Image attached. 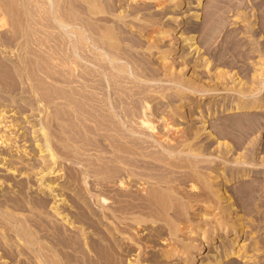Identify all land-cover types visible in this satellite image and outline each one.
<instances>
[{
	"label": "rangeland",
	"instance_id": "374dc122",
	"mask_svg": "<svg viewBox=\"0 0 264 264\" xmlns=\"http://www.w3.org/2000/svg\"><path fill=\"white\" fill-rule=\"evenodd\" d=\"M225 2V27L215 30L211 40L200 41L197 50L193 44L188 47L179 40L180 31L173 30L176 22L168 20L171 14L181 18L188 12L168 10L169 0L154 1L148 12L135 17V23L142 20L141 27L134 29H141L150 49L124 42L129 50L141 54L142 64L152 70L135 75L129 68L132 78L139 80V88L134 89L143 87V93L150 94L142 100L143 110L137 119L145 127L150 123L145 129L150 134L131 132L157 145L161 141L158 147L168 154V165L182 176L190 167L200 171L199 179L171 182L180 191L186 189L189 196L183 197L189 203L182 217L171 222L167 219L168 225L165 219L142 223L134 218L126 220L133 228L130 233H119L117 239L133 245L127 264H153L157 255L165 260L163 264H200L215 253L224 254L223 264H264V109L233 110L236 104L264 98L263 12L257 0ZM204 3L206 0L197 8L200 13L196 21L187 28L195 29L199 37ZM152 18L161 23L149 26L147 21ZM122 19L118 17L117 22ZM233 29L234 41L240 47L235 58L230 53L225 58L220 53L228 41L225 36ZM94 45L91 0H0V56L5 59L0 58L2 63L9 60L13 65L6 61L2 66L0 62V70L6 65L8 69L9 65L18 66L24 82L12 93L0 84V104H5L0 106V264H84L91 261V242L102 240L101 233H107L105 225L111 220L103 217L97 224V217L91 213V203L102 211L106 201L93 185L102 179L92 170L105 160V153L91 144L90 110L94 90L91 68L110 56ZM230 58L238 60L233 63ZM34 72L41 80L32 76ZM1 81L7 84L8 80ZM39 88L44 96L48 93L44 97L48 101L43 100ZM60 109L71 111V119ZM153 109L158 110L156 118H147ZM61 113L66 120L54 118ZM48 116L53 118L48 120L49 127H44ZM43 127L46 131L41 134ZM208 130L215 136L209 137ZM165 143L173 147L165 148ZM51 153L58 161L54 166ZM231 174L239 176L228 181ZM243 184L255 191L248 204L236 194ZM189 193L196 198L193 200ZM91 218L97 220L95 228L91 227ZM159 224L166 226L161 236L164 240L144 249L141 242L151 239ZM215 229L220 236L208 240V233ZM59 234L61 241L57 239Z\"/></svg>",
	"mask_w": 264,
	"mask_h": 264
},
{
	"label": "bare ground",
	"instance_id": "6f19581e",
	"mask_svg": "<svg viewBox=\"0 0 264 264\" xmlns=\"http://www.w3.org/2000/svg\"><path fill=\"white\" fill-rule=\"evenodd\" d=\"M154 1H157V0H91V40L95 45L100 46L103 52L108 53L110 56L109 60H106V59L105 61L102 60L100 63H98L97 67L91 68V75L93 76L92 85L94 88V90H92V93H91V110H90L91 111V121H92V125L90 127L91 128V133H90L91 144L95 145V147L101 150V153L102 151L105 153V155L103 156L105 160H103L100 166H96L97 168H94L95 170L94 169L92 170L94 171V173L100 175L102 179L96 181V183H94L93 185H94V190L96 189L98 192L102 193L106 201L103 207L105 209H103L102 210L103 212H102V211H99V208H97L98 205L92 200L93 204L91 203V213L92 215L97 217V218L95 217L96 219H98V221L96 220L97 224H99L98 222H102L100 220L101 219L103 220V217L110 219L111 222L106 223L105 225L106 230L104 231H107V233L106 232L104 234L101 233L102 235H100L99 237V240L100 239L102 240L91 242V261L88 260V262L84 264H127V256L129 254V251L132 250L133 245L130 243H126L128 241L125 242L123 238L117 239V235H119V233L121 234L126 233V232L130 233L129 230L133 228V226L131 225L132 223H130L129 221L128 223L126 220L130 218L131 219L134 218V220L136 219L137 222L142 223V222H147V221L151 222L156 219H159V220L165 219L168 225L169 223L167 222L168 221L167 219L173 220L175 218L182 217L188 208V207H185L188 205L186 203H189L186 201L187 199L183 200V197L189 198V196H187L188 193L186 192L187 195L185 194L186 189H184V191L183 190L180 191L177 188H174V185L171 182L175 180L182 181L183 178L189 179L190 177L191 178L197 177L199 179L198 176H199L200 171H196L197 169H194L192 167H190V171L185 172L183 176H182L183 173L180 174L176 168H173V167L171 168L167 162V160L169 159L168 154L160 150L161 146L158 147V145L163 144L161 141H158V145H157V142H151L150 139L138 138L137 136L133 134V132H131V131H136V132L141 131V132L150 134L147 130H145L149 127L150 123L146 124V127H145V125H143L142 123H139V120H137L139 116H141V112L143 110L142 100L148 99L150 94L143 93V87H142V90L140 91H137L134 89V87L139 88L138 86L139 80L136 78V76L134 79L132 78V76L129 73L130 72L129 68L131 69V72L133 74L137 75L139 72L144 73V74L147 73L148 70L150 69V66L143 65L142 64L143 56L134 50H129L124 42L125 41L129 42L130 43L128 44L129 46H139L142 48L145 47L146 49L151 48V45L149 44L146 45L145 42L143 41L144 38L142 36H144L145 34L144 35L142 34L141 29L135 30L134 28L135 27L137 28V25H139L140 21L142 20L140 19L139 22L135 23V17H140V15H138L140 12L142 13L145 11L148 12V10L152 8L153 6L151 5V3H154ZM203 1L205 0H169L168 5H166L168 6V10H171V11H176L177 9L181 8V12H188L181 18H178L171 14L172 17H169L168 20H172L176 22V24H174V27L172 28L174 31L176 30L180 31L179 35L177 34L179 37V40L184 41V44H187L188 47L193 44L192 46H194L193 48H195V50L199 49L200 41L207 42L211 40V38L214 35V31L217 29L222 30L225 27V24L227 23L226 22L227 20L226 19L227 17L226 15L227 6L226 5L227 4L225 0H206V3H204V7L201 12V14L203 15V20L201 24L202 28H201L200 37L195 29L187 30L188 25L196 21L197 16L200 13V11L197 8L202 6ZM134 3H139V5H134ZM158 3H162V0H158ZM257 4H259V6L261 7L260 10H262L263 12V15H262L263 17L261 18L262 20H264V0H257ZM183 7H186V8H183ZM262 12H259V13H262ZM120 16L123 19L121 23H118L117 20H118V17ZM158 20L156 18H152L148 20L147 22L150 23L149 24L150 26V25L158 24L159 22ZM145 27H142V29L144 30ZM135 32H137L138 34H134ZM225 37H226L225 40H228V41L224 42V44L226 45L224 48H222L223 51L221 50L220 54L221 56H224L225 58L228 57L227 53H230L232 55L234 54L233 56L235 58L236 56L235 52H237L238 47H240L239 43L234 41V40H237L235 30L233 29L232 31H230ZM93 52L94 53L96 52L95 48L93 49ZM23 56L24 55H22V57ZM122 58H125L127 61H120V59ZM2 59H5V57H3ZM2 59L0 60V62L2 61ZM6 61L4 60L3 62L5 63ZM8 61L6 63H9ZM35 61H37L36 64L39 63V60L36 59ZM231 61L233 62L234 59ZM236 61H234L233 63H235ZM21 62L23 63V61ZM4 63H2L1 65L3 66ZM39 64L41 65V61ZM11 65H9L10 66L9 69L7 68L8 66L6 65L7 70L5 67L4 69L3 67H1L2 70H0V84L2 85L3 89L5 88L7 92L12 93V91L14 92L18 89L19 87L18 85H20V83L22 82L21 81L22 69H20L17 65H15L17 66L16 68H13L11 67ZM34 66H35L34 67L35 69L36 65ZM17 68H19L20 70ZM36 70L37 69H35L34 71ZM150 71L152 70L150 69ZM39 74L41 76V73ZM152 74H155V73H152ZM34 75L32 76L37 77V74L36 76ZM39 79L41 80V78ZM45 79L47 80V78ZM1 80H5V81L8 80L7 84L6 82L5 84H3L4 81H1ZM36 81L38 82V80ZM36 81H33V82L37 83ZM39 90L41 89L39 88ZM42 90H43V86H42ZM43 93L45 94V92L42 91L43 98L45 96H48L47 95L48 93L45 96L43 95ZM24 94H25V91H24ZM53 94L54 93H52V96L54 97L55 95ZM39 97H41V94ZM50 98L52 97L50 96ZM43 100L48 101V99H45V98ZM70 101H72V99ZM1 103L2 104H0V106L4 107L5 106L4 101H2ZM238 109H246L248 111L249 110H255V111L262 110L264 109V98H262V100L258 102L257 101L256 102L246 101L243 104L239 103V104L234 105L233 110H238ZM219 110H223V108H220ZM62 112H64V110ZM70 112L69 111L68 113L67 111L64 112L65 114H67V116L69 114L68 116L69 120L71 119L70 117H72L70 116L71 115ZM157 114H158V110L153 109L150 111V114L147 115V118L151 119L155 117ZM62 115L64 114L61 113L60 116L57 115L54 118L58 120L56 117H59V118L64 117V120H66L65 119L66 115L65 116H62ZM51 117L53 118V116ZM51 117L49 118L48 116L49 119L46 118L47 122L44 121L45 119L43 120L44 127H49L47 123L48 124L51 123L48 121L52 119ZM201 120L207 121L206 119H202V118ZM55 122L52 121V123H55ZM76 122H78V120ZM81 122H79V124ZM0 123H2V121ZM51 125L53 126V124ZM44 127L40 131L41 134L44 133V130H45ZM85 132L87 133V131ZM208 132H209L208 134L211 135V136L209 135V137L215 136L212 130H208ZM44 142L45 144H48L46 140ZM163 146L165 148L173 147L171 144H168V143H165ZM151 147H155V148H151ZM56 158L57 157L53 155L52 159L50 160L52 162V166H54L56 162H58ZM191 168L192 170L194 169L195 171L194 170L192 171ZM231 175L232 176L227 179L228 181L236 180V178L239 176L238 174H231ZM100 177L98 176L96 178H100ZM202 187L204 188L206 186H202ZM205 189H207L206 193L209 192L208 187H206ZM251 189H252V186L246 185V184L245 185L243 184L237 187V193H236L237 197L238 199L242 201L243 204L245 203L248 204L252 200V196H253L252 193L255 191H252ZM100 193L96 192V194H100ZM189 195H192V193L191 194L189 193ZM193 198L195 199L196 196L194 197L192 195V199ZM42 201L44 202L43 199ZM42 201L40 200V202L43 205ZM44 203H46V201ZM95 204L97 205L96 207H95ZM94 216L92 218H94ZM92 218H91V227L95 228L93 226L97 224L95 223L96 221H94ZM172 220H170V222ZM104 222L105 221H103V223ZM160 224L154 228L151 239H147L144 243L143 241L141 242L142 243L141 245L144 249L145 247H148L150 245L152 246V245L158 244L160 240H164V239H161V236L165 232V229H164L165 225L163 226ZM194 228L195 227H193L192 229ZM174 230H175V227H174ZM96 231L98 233V230ZM236 231H240V229L238 228L236 229ZM132 235H135V234L132 233ZM219 236H220L219 229H215L214 231H210L206 238L208 240H212ZM58 238L60 241L63 240V237L61 234L57 236V239ZM241 246H244V244ZM238 253H240V251ZM222 255L224 254L215 253L212 259L210 258L209 260H206V261L203 260L202 263L200 264H223L225 259L223 258ZM197 258H200V257H197ZM153 261H154L153 264H163V262H165V260L160 255H157ZM136 264H140V261H136ZM232 264H237V263H232Z\"/></svg>",
	"mask_w": 264,
	"mask_h": 264
}]
</instances>
